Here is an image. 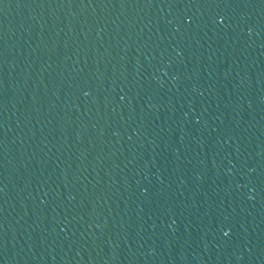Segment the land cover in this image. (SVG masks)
<instances>
[{
  "label": "water",
  "instance_id": "obj_1",
  "mask_svg": "<svg viewBox=\"0 0 264 264\" xmlns=\"http://www.w3.org/2000/svg\"><path fill=\"white\" fill-rule=\"evenodd\" d=\"M0 264H264V0H0Z\"/></svg>",
  "mask_w": 264,
  "mask_h": 264
}]
</instances>
